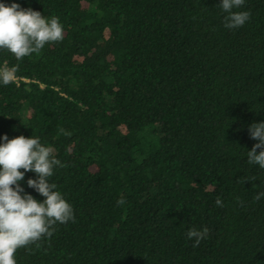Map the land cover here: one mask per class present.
I'll use <instances>...</instances> for the list:
<instances>
[{
  "label": "trees",
  "instance_id": "16d2710c",
  "mask_svg": "<svg viewBox=\"0 0 264 264\" xmlns=\"http://www.w3.org/2000/svg\"><path fill=\"white\" fill-rule=\"evenodd\" d=\"M15 2L58 17L63 39L21 59L0 49L16 69L0 135L53 148L75 217L17 264H264V170L246 159L264 120V0L232 30L219 0ZM35 175L22 184L42 201ZM193 227L208 229L195 247Z\"/></svg>",
  "mask_w": 264,
  "mask_h": 264
},
{
  "label": "clouds",
  "instance_id": "9594fccd",
  "mask_svg": "<svg viewBox=\"0 0 264 264\" xmlns=\"http://www.w3.org/2000/svg\"><path fill=\"white\" fill-rule=\"evenodd\" d=\"M245 4L246 0H219L217 6L224 14L226 29H238L248 22L250 13L244 10ZM62 39L63 25L58 17L49 19L40 11L21 7L15 0H0V49L21 59L39 52L46 43ZM15 78V67H0V85L6 86ZM248 132L257 142L247 150V162L264 170V120L249 124ZM57 167L63 164L53 155L51 146L40 142V137L18 135L10 139L7 134L0 135V264H17L18 248L51 236L54 225L75 219L72 205L50 181ZM27 172L36 174L26 184L44 197L42 201L25 191L22 182ZM261 196L264 193L256 198ZM117 202L123 204L124 200ZM215 204L222 206L220 197ZM207 235L206 227H193L186 233L194 247Z\"/></svg>",
  "mask_w": 264,
  "mask_h": 264
}]
</instances>
